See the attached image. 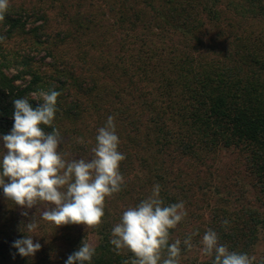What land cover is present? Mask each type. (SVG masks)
Listing matches in <instances>:
<instances>
[{
	"label": "rangeland",
	"instance_id": "rangeland-1",
	"mask_svg": "<svg viewBox=\"0 0 264 264\" xmlns=\"http://www.w3.org/2000/svg\"><path fill=\"white\" fill-rule=\"evenodd\" d=\"M9 2L11 8L0 24L4 53L10 57L13 54L10 50L23 52L25 64H30L44 81L48 75L56 81L60 79L55 82L61 88L54 120V127L63 137L58 151L66 160L90 159L98 129L113 116L120 139L118 151L126 157L123 161L128 165L122 167L123 161L120 162L125 185L120 192L106 197L103 223L96 228L83 224L56 227L41 218L45 204L33 207L28 216H23V209L7 200L0 188V264H65L82 242L98 250L106 245L108 256L131 261V252L123 250L121 257L113 251L112 229L125 210L151 195L153 186L162 180L153 178L149 170L161 171L163 165L166 173H162V188H168L172 195L177 193L173 204L183 202L187 211L177 227L170 229L172 243L181 240L180 264H205L212 260L214 255L209 257L200 251V241L208 229L216 231L219 243L227 245L230 239H221L220 228L228 235L245 223L252 230L258 227L252 225L249 212L262 210L264 197L243 146L220 145L194 159L189 153L173 148L175 137L170 146L159 144L163 135L175 136L179 129L185 132L179 114L188 102L185 95H180L186 87L179 85L176 62L185 60L179 63L180 72L183 77L189 76L194 73L190 63L194 66L206 61H226V50H234L241 37L250 47L259 46L264 52V19L249 14L247 9L253 7L250 0ZM14 15L21 17L25 29L7 38L5 33L10 25L6 19ZM215 15H219L217 19L212 18ZM34 27H39L41 38L33 33ZM22 68L10 64L2 70L9 77L19 75L15 92L26 90L27 96L42 103L38 102L39 93L46 91V87L31 84L30 74L26 77L19 74ZM66 79L73 87L67 86L64 91ZM72 95L78 98L74 100ZM10 120L14 121L13 116ZM44 130L51 132L52 128ZM3 135L0 134V160L5 154ZM79 138H83V144L78 142ZM153 162L155 166L150 167ZM32 218L38 226L28 232L26 225ZM224 220L229 221L227 230ZM194 232L198 235L192 237L194 247L188 250L183 241ZM27 235L42 245L32 257L20 256L12 246L15 240ZM252 243L244 253L255 256L254 262L261 263L263 230ZM98 256L95 253L91 264H97L94 259Z\"/></svg>",
	"mask_w": 264,
	"mask_h": 264
},
{
	"label": "clouds",
	"instance_id": "clouds-1",
	"mask_svg": "<svg viewBox=\"0 0 264 264\" xmlns=\"http://www.w3.org/2000/svg\"><path fill=\"white\" fill-rule=\"evenodd\" d=\"M9 7V0H0V22ZM60 95L54 89L41 90L38 102L42 103L35 107L27 98L13 101L14 124L10 133L2 136L5 154L0 160V188L7 200L23 209V216H28V210L33 207L45 204L41 218L56 227L83 224L86 228H96L103 223L106 197L120 192L125 185L120 162L126 157L118 151L120 139L114 117L109 116L105 126L98 129L91 158L66 160L58 151L63 137L54 127ZM42 125L51 127L52 131L46 132ZM78 142L83 144V138ZM160 193L161 186L157 183L151 195L125 210L112 229L113 251L117 254L123 250L131 252V264H180L181 240L176 239L169 245V230L177 227L187 211L183 202L164 206ZM222 223L227 230L229 221ZM37 226L32 218L26 228L33 232ZM194 235L198 232L189 234L183 241L188 250L194 247L191 242ZM200 244L203 255H214L213 264H253L256 260L247 253L229 251L226 245L219 243L218 234L212 229L205 232ZM12 246L22 257L35 256L42 247L39 242L34 243L30 235L15 240ZM94 255L95 247L82 242L65 264H91Z\"/></svg>",
	"mask_w": 264,
	"mask_h": 264
},
{
	"label": "trees",
	"instance_id": "trees-1",
	"mask_svg": "<svg viewBox=\"0 0 264 264\" xmlns=\"http://www.w3.org/2000/svg\"><path fill=\"white\" fill-rule=\"evenodd\" d=\"M253 7L250 6L247 11L252 16L262 17L264 19V0H250ZM11 8V7H9ZM245 13V12H244ZM19 16H21L19 14ZM219 15L212 16V18H218ZM5 14V18H6ZM5 18L1 23L5 21ZM224 18V16H223ZM9 20V28L5 33V37L10 38L19 31L25 29L21 17L12 16ZM39 27L33 28V33H36V37L39 34ZM194 34V33H192ZM222 36L223 32L219 31ZM217 35V34H216ZM218 36V35H217ZM219 36V37H221ZM0 37L2 35L0 34ZM223 37V36H222ZM239 38V37H238ZM237 39V38H236ZM244 38L241 37L238 40V44L235 46L234 50H226L227 60H213L210 62H203L194 64L190 63L192 67V72L189 76H182L181 67L179 63H184L185 60L176 62L174 66L179 72L177 75L179 77V85L186 87V90H182L181 96L184 97L188 102L187 105H183V101L180 105L183 110L180 112V117L183 119V130L180 129L174 133L175 136L168 137L167 134L163 135L159 139V144L165 147L170 146L172 139L174 138L173 148L183 151L184 154L189 153L191 157L197 159L201 158L205 152L211 150L214 147L224 145L229 146L232 144L241 145L248 151V159L251 165L253 174L257 177V183L260 186L262 192V198L264 197V52H262L257 47H250L245 43ZM240 41V42H239ZM2 44H0V134L10 133L14 121L10 120L13 116L15 99L27 98L29 103L33 107L37 106L35 99L30 98L26 95V90L21 92L14 91L17 89L15 86V81L18 79L19 75H14L9 77L5 72H3V67H7L10 64L15 66L23 67L19 70V74H30L32 80L30 81L33 85H39V87H46V91L49 89H54L56 91L61 88L55 85V82H60L58 78L52 75L47 76V80L44 81L43 77L36 71L30 68V64L26 65V57L23 52L17 50H10L13 54L7 57ZM10 48H7V50ZM67 78V74H64ZM64 83V91L66 87H73V84L68 82ZM38 87V86H37ZM79 87V86H78ZM11 91V92H10ZM61 91V90H60ZM19 92V93H18ZM63 92V91H62ZM85 92L81 94L84 95ZM69 94V93H68ZM176 96L179 95L175 93ZM26 95V96H25ZM73 96V95H72ZM74 100L78 96H73ZM183 98V97H182ZM73 100V101H74ZM71 102V101H70ZM74 103V102H73ZM72 107V106H71ZM72 113V112H69ZM76 113V112H73ZM73 116V115H72ZM44 128L51 129L49 126H43ZM178 157V156H176ZM124 161L122 162V167H126ZM154 165V162L150 164V167ZM147 168L148 163H145ZM160 171L158 168H154V172L149 170L153 178H160L162 181L164 177L162 173L165 174V166ZM161 173H160V172ZM162 181H159L161 186L160 196L163 199L164 206L173 204L174 199H176V194H171V191L163 189ZM165 184V183H163ZM145 191H143V194ZM264 200L261 202V209H257L250 213L252 225L258 226L256 229L248 228L247 224H242L241 226L235 227V230L231 231L230 234L226 233L220 228L221 239L224 237L227 240L230 239V244L226 246L229 251H234L237 253H244L247 250V246L253 245L254 238H258L261 230L264 231ZM258 212V213H257ZM247 227L248 230H245ZM170 231V230H169ZM246 233V238L241 239ZM171 235V233H170ZM172 244V239H169V245ZM107 246L103 245L95 248V253L99 256L95 257L94 261L97 264H124L127 258H117L113 256H108L106 253ZM131 255H133L131 253ZM166 257V251L163 254ZM211 261H207L205 264H213ZM86 263V262H85ZM131 264V261H128ZM253 264H261L253 262Z\"/></svg>",
	"mask_w": 264,
	"mask_h": 264
}]
</instances>
